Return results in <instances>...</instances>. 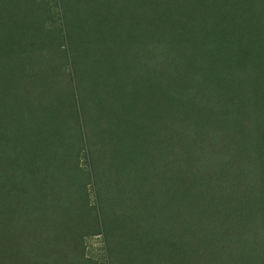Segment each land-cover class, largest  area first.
Returning a JSON list of instances; mask_svg holds the SVG:
<instances>
[{
  "label": "rangeland",
  "instance_id": "1",
  "mask_svg": "<svg viewBox=\"0 0 264 264\" xmlns=\"http://www.w3.org/2000/svg\"><path fill=\"white\" fill-rule=\"evenodd\" d=\"M0 264H264V0H0Z\"/></svg>",
  "mask_w": 264,
  "mask_h": 264
},
{
  "label": "trees",
  "instance_id": "2",
  "mask_svg": "<svg viewBox=\"0 0 264 264\" xmlns=\"http://www.w3.org/2000/svg\"><path fill=\"white\" fill-rule=\"evenodd\" d=\"M78 126H80V129H82V126H81V120L78 122ZM242 184V183H241ZM200 198V197H199ZM204 198V196H203ZM203 198H201V200H203Z\"/></svg>",
  "mask_w": 264,
  "mask_h": 264
}]
</instances>
